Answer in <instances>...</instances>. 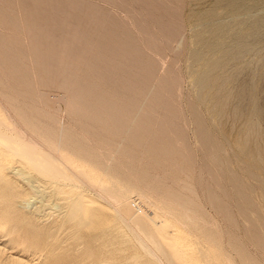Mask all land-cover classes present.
I'll return each mask as SVG.
<instances>
[{
    "label": "rangeland",
    "instance_id": "1",
    "mask_svg": "<svg viewBox=\"0 0 264 264\" xmlns=\"http://www.w3.org/2000/svg\"><path fill=\"white\" fill-rule=\"evenodd\" d=\"M232 2H239L243 12H230ZM263 4L264 0H0V84L8 94L28 102L56 146L66 139L106 183L129 178L154 184L152 194L158 200L168 202V196L175 195L177 212L170 215L179 221L168 218L177 221L182 238L191 239L186 249L194 251L189 250L192 264H206L194 239L215 230L222 232L234 264H264V247L249 233L241 192L235 187V177L245 173L233 150L245 117L255 118L264 156ZM221 23L235 26L225 35L230 56L203 90L212 105L229 97L225 117L217 123L194 85L192 70L198 64L191 56L198 48L196 35L206 37L209 27ZM207 43L201 53L209 62L213 51ZM243 88L250 94L249 107L236 118L233 112L242 104ZM41 92H61L67 100L45 112ZM17 158H7L5 166L13 169L0 172V264L160 263L117 217L118 203L100 198L98 189L77 182L73 175L70 181L79 187L68 183L66 192L58 193L54 183L47 184L40 192L47 194L42 202L31 185L49 180ZM19 168L25 171L14 173ZM24 176L30 178L23 181ZM77 191L101 207L94 221L64 218L68 199ZM138 196L131 194L132 199ZM257 200L264 207L263 199ZM188 216L191 224L183 225ZM219 260L230 264L226 250Z\"/></svg>",
    "mask_w": 264,
    "mask_h": 264
},
{
    "label": "bare ground",
    "instance_id": "2",
    "mask_svg": "<svg viewBox=\"0 0 264 264\" xmlns=\"http://www.w3.org/2000/svg\"><path fill=\"white\" fill-rule=\"evenodd\" d=\"M240 5L241 4L239 2H232V9H230V12H233V14L236 15L242 13L243 9H240ZM254 7L255 6H252V8ZM262 7L264 9V4ZM211 12L215 13L216 10L212 9ZM230 24L231 23H221L213 27H209L208 25L209 28L207 29L208 33L205 35L206 37H204V35H196L195 43L198 48L194 50L191 56L192 63L196 62V64H198L197 67L192 70L194 85L197 88L199 97L203 99L204 103H206L210 112L215 114L214 120L217 123H221V121L225 117V111L227 102H229V97L227 99H224V101L220 104L212 105L213 100L208 95L203 94V90L205 89V87L211 85L213 72L217 68L223 67L228 62L227 59L228 56H230V51L227 49L225 35L227 33H231L235 28V26H231ZM258 28L261 27L258 26ZM205 41L209 42V44H207L213 51L209 62H206L203 59L201 53V47L203 46ZM60 93L58 95L51 96L50 93L48 94L47 92H41L40 96L45 112H49V110L53 109L56 102L62 101L65 103V101L67 100V95ZM239 95L242 97V104H239V106L235 108L233 112L235 117L247 114L246 109H248L249 107V103L247 102L248 99H250L248 89L243 88L239 91ZM27 103L15 96L8 94L0 84V172H2L3 169L5 170L7 168V166H5V161L7 158L18 157L17 159L23 160V162H25L27 165L32 166L34 170L37 171L36 173L43 175L50 182H44V184H42L41 182H37L39 184L38 186L34 185L35 183H32L31 186L33 187V191L35 190L33 194L35 193L36 195H40V192L47 188L46 185H49L51 183L55 184L54 192L58 193L66 192L64 188L68 185V183L72 185V188L79 187L78 183H71L70 175H73L77 182H81L85 185H89L93 188L98 189L100 198L102 196V198H106L105 200L109 199L118 203L119 206L116 208L117 217L122 218L123 221L126 222L125 224L128 226V228L135 232L134 234H136L138 236L137 238H139L138 242L140 241L139 243H141L143 249L150 257L156 259L161 264H192L189 259L190 255H194L191 254L192 252H189V250H192L190 249L191 245H189L191 239L190 242H188L189 240H185L184 236L182 238L181 231L175 225L177 221L175 223L171 222L173 219L174 221L178 220L177 217L172 218L173 216H171L175 215V213L177 212V208L175 206V203H177V197L175 195H169L168 202L158 200L154 197L155 193L154 195L152 194V191L155 188L154 184L129 178L124 181L122 180V182L117 178H114L112 180L110 179V181L106 183L103 177H98L94 173V169H89L87 165H85L87 160L82 157V152L78 153L75 148L71 147V145L69 146V143L66 139H62L59 146H56L53 143V140L50 139L51 137L48 134V132H50L49 129L40 124L37 114H35L33 109L29 105H27ZM235 117L232 119L235 120L236 118H239ZM258 126L260 127V123L257 121V119L255 120V118L249 119L245 117V123L240 133H237L238 137L233 144V150L237 155L240 163L242 164L245 174H243L242 178L236 176V180H234V183L236 185L235 187L238 188L241 192V195L239 196H241L240 200L241 206L243 207L244 211V218L246 222H248L247 226L249 227V229H251L249 230V233L251 231V237L254 233V238L257 240L258 244L264 247V210L262 209L264 207L257 200L258 197H261L264 201V156L260 143L261 140L259 137L260 128H258ZM10 168L11 167L9 166L7 169ZM11 169H13V166ZM23 171L25 170L19 168L14 173L19 174ZM9 172L13 171L9 170ZM28 178L25 177V179L22 180L26 181L28 180ZM106 179L109 180L108 178ZM27 185L29 186V184ZM31 186L29 188H31ZM49 190L50 189L48 188V192ZM132 193H137V195H139V198L137 197L138 199H132ZM46 195L44 193L39 196L42 202L47 200ZM109 200L108 202L111 203V201ZM63 202L64 201H62V203ZM134 203L135 205H133ZM53 204L51 203V206ZM94 204H96V202L94 203V201L91 199L87 200L85 198V195L81 191H77L75 196L68 199V203L66 206L67 209L64 212V218H67L68 220H79L81 218L82 220L84 216L85 218L94 221L98 218L97 213L101 209L100 206H96L97 204ZM111 206L114 207V205ZM35 211L37 212V210ZM168 216L171 217V221L169 220ZM188 223L191 224V222L189 221V216L183 221L182 224L184 225ZM51 228L52 227H50V229ZM221 233L218 230H215L213 232H208L205 238H196L200 236L199 234L197 236L195 235L196 237L194 236L196 238L194 239V241H197L193 244H196V251L197 253H199L200 258L202 257V259H200L202 260V262L206 264H221L219 257L226 250V259L230 261V264H234L235 259L227 252V249L225 248L226 246L224 244L225 242L221 239ZM181 238L184 241L181 240ZM188 245L190 246L189 250L186 249ZM243 256V258L246 257L245 255Z\"/></svg>",
    "mask_w": 264,
    "mask_h": 264
}]
</instances>
